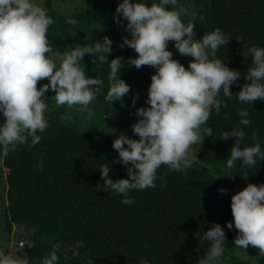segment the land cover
Here are the masks:
<instances>
[{
	"label": "trees",
	"instance_id": "16d2710c",
	"mask_svg": "<svg viewBox=\"0 0 264 264\" xmlns=\"http://www.w3.org/2000/svg\"><path fill=\"white\" fill-rule=\"evenodd\" d=\"M54 1L46 0L48 15L53 20L47 33L51 46L65 52L77 44L94 45L107 36L113 41L107 59L109 62L122 59L120 78L130 85V92L123 97V107L120 102L105 101L109 63L94 64L91 54L86 55L81 67L89 76L103 82L97 99L81 112L78 105L75 109L54 105V95H46L49 127L37 133L40 142L30 146L29 138L28 143L18 145L7 156H0L7 170L5 177L0 174V180L5 178L7 184L6 231L8 234L17 228L25 231L23 237L32 241L26 252L31 264H40L53 250L57 252L58 264H139L142 259L150 264H197L208 251L209 242H200L196 234L206 232L213 223L220 224L226 234V264H264L259 249L253 252L251 245L247 249L236 248L238 230L234 226L227 228L234 221L231 197L249 183H264V161L258 160L253 168L246 169L249 172L245 179L240 161L232 169L225 166L224 160L229 158L235 138L223 140L225 131L241 127L246 132L242 147L251 146V137L256 133L264 151V101L250 105L237 99L247 83L243 76L253 66L252 56L245 57L243 52L247 53L253 45L264 47V0H193L194 8L181 17L188 23L195 16L196 38L216 28L231 37L217 51L216 58L230 69L240 71L241 79L230 87L232 98H223L226 107L221 108V113L213 110L208 122L213 135L195 144L197 155L191 167L186 172H175L161 166L157 176H164L166 187L161 188V180L157 179L155 188L132 190L129 193L135 201L132 205L122 204L123 197L111 190L98 188L104 183L99 171L102 164H109L114 181L129 178L125 166L113 163L118 152L112 145L121 133L139 139L128 128L133 121L129 113L150 107L146 103L147 93L156 70L148 65L137 69L129 63L138 53L127 46L121 47L123 38H131L127 31L96 26L113 19L116 13L113 0H89L91 4L86 10L70 15L56 11ZM69 19L78 23L69 24ZM174 44L170 41L168 50L173 53V59L187 68L194 58L181 56ZM42 80L37 87L42 86ZM137 94L139 99L133 106ZM89 108L94 113L91 119L87 117ZM244 108L249 111L250 126L239 124L238 111ZM65 112L72 116L67 125L61 120ZM98 118L113 135L85 128L92 125L89 121ZM5 119L0 115V123ZM113 120L117 127L111 125ZM137 120L135 116V123ZM220 189H226L227 194H221ZM57 244L59 248L54 249L53 245ZM244 250H249L248 258Z\"/></svg>",
	"mask_w": 264,
	"mask_h": 264
},
{
	"label": "clouds",
	"instance_id": "9594fccd",
	"mask_svg": "<svg viewBox=\"0 0 264 264\" xmlns=\"http://www.w3.org/2000/svg\"><path fill=\"white\" fill-rule=\"evenodd\" d=\"M116 14L117 23L121 16L127 21L125 30L131 37L123 38L121 47L127 46L138 53L129 63L137 69L148 65L156 70L147 93L146 103L150 107L137 109L138 120L132 125V132L139 139L121 133L112 145L118 152L113 163L125 166L129 178L114 181L109 164H102L99 171L104 183L98 188L111 190L123 197L122 204L132 205L135 202L129 197L132 190L155 188L157 179L161 180V188L166 187L164 176H157L161 166L175 172H186L191 167V146L213 135V129L208 126L210 116L213 110L220 114L221 108L226 107L223 98H232L230 87L241 79V72L216 58L217 51L231 37L216 28L196 38L195 16L188 23L183 22L181 17L188 15V11L178 0H122ZM52 23L40 0H0V115L6 118L0 123V156H7L18 145L28 143L29 138L30 146L40 142L37 133L49 127L48 104L44 98L50 89L56 93V105L68 109L77 105L87 107L97 99L103 82L89 76L81 67L86 55L91 54L94 64L109 63L105 101L120 102L123 107V97L130 92V85L120 78L122 59L111 62L107 59L112 51L111 39L105 36L94 45L77 44L69 51L54 54L47 36ZM68 23L75 25L76 21L69 19ZM170 41L175 42L181 56L194 58L187 68L173 59V53L168 50ZM248 54L252 56L253 66L243 76L247 83L237 99L252 105L257 100L264 101V47L253 45L247 53L243 52L245 57ZM44 78L49 83L38 88V81ZM136 99L139 94L133 106ZM93 115L89 108L88 119ZM238 115L240 125L250 126L247 108L240 109ZM61 120L70 124L72 116L65 112ZM232 137L235 142L229 158L224 160L225 166L232 169L240 161L242 176L247 179L249 171L245 170L253 168L258 160L264 161V151L256 133L251 137V146L242 147L246 132L241 127L223 133L225 141ZM220 192L227 194L226 189ZM231 212L234 221L227 228L234 226L238 230L236 248L247 249L251 245L264 255V183H249L233 195ZM196 238L209 242L208 251L197 264H226V234L220 224L213 223L206 232L197 233ZM53 248L58 249L59 245ZM58 259L53 250L40 264H58ZM0 264H31V259L26 253L21 257L0 248ZM139 264L150 261L142 259Z\"/></svg>",
	"mask_w": 264,
	"mask_h": 264
},
{
	"label": "rangeland",
	"instance_id": "374dc122",
	"mask_svg": "<svg viewBox=\"0 0 264 264\" xmlns=\"http://www.w3.org/2000/svg\"><path fill=\"white\" fill-rule=\"evenodd\" d=\"M116 3L115 11L119 3L122 2V0H113ZM193 0H178V3L183 5L187 11L189 8H194V4L192 2ZM42 3V6L46 8V0H40ZM91 2L89 0H55L54 1V7L56 11L62 14H67L70 15L73 12H79V11H84L90 6ZM48 11V9H47ZM116 13L113 16L112 20H103L100 23H97L96 26L101 29V28H106V29H112L120 32H126V24L127 21L123 19V17H120V23L116 22ZM78 23V21H76ZM59 51V53L57 52ZM53 53L54 54H62L63 52L61 50H57V48L53 47ZM42 85L49 83V80L47 78L42 80ZM39 88V87H38ZM45 95H56L54 91L51 89L45 94ZM55 105V101H53ZM78 111H86L85 106H79L78 105ZM137 110H132L131 113H129L133 119V121L128 124V128L132 130V125L135 124V113ZM88 123L92 124L90 125H85V128L87 129H98L101 133H107L113 135V132H110L108 130V125L103 122L101 119H96L93 122L89 121ZM111 125L117 127L116 121L113 120L111 122ZM129 138H134L132 135H128ZM196 155H197V147L196 145H192L190 150H189V158L192 160V164L196 160ZM3 173L4 177L7 175V170L4 169L3 163L0 160V174ZM6 193H7V184L6 180L4 178L3 181L0 180V248H3L6 253H12L16 254L19 256H23L28 248L31 246L32 241L29 238H24V230L22 228H17L15 229L11 234H8L6 231V223H5V218H4V209L7 205V200H6ZM253 252H256V248L252 247L251 248ZM249 250H244L243 254L246 258L249 256Z\"/></svg>",
	"mask_w": 264,
	"mask_h": 264
}]
</instances>
